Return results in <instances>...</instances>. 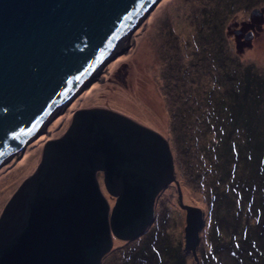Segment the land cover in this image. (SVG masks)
<instances>
[{
  "label": "water",
  "instance_id": "water-1",
  "mask_svg": "<svg viewBox=\"0 0 264 264\" xmlns=\"http://www.w3.org/2000/svg\"><path fill=\"white\" fill-rule=\"evenodd\" d=\"M157 1L0 0V166ZM172 182L197 259L202 213L182 202L168 140L108 108L76 110L0 213V264H102L114 238L146 231Z\"/></svg>",
  "mask_w": 264,
  "mask_h": 264
},
{
  "label": "rangeland",
  "instance_id": "rangeland-1",
  "mask_svg": "<svg viewBox=\"0 0 264 264\" xmlns=\"http://www.w3.org/2000/svg\"><path fill=\"white\" fill-rule=\"evenodd\" d=\"M250 1L237 0V6L231 12L222 14L217 21L220 40L215 43L206 35L214 20L208 21L210 24L207 25L203 16L210 14L208 8L216 4V0H158L140 17L139 25L131 27L130 44L123 40L119 50L111 49L99 62L96 72L72 91L62 103L64 105L52 112L44 127L36 129L21 147L7 156L0 166V213L22 181L36 169L45 142L63 135L73 113L103 107L127 116L168 140L182 202L199 208L205 224L201 226L200 241L208 244L209 213L204 208L207 195L205 188L193 180L195 177L188 170L206 163L204 157L210 155L214 144L220 142V134L227 137V147L234 150L231 154L234 165L242 164L248 152L241 122L248 118L235 120L233 114L238 116V110L251 101V89L243 88L247 83L245 69L250 66L264 83V0ZM220 46L223 55L233 59V64L218 75L213 72L218 59L212 60L207 54L210 48L217 50ZM225 70L226 80L221 76ZM87 80L88 85H84ZM203 96L213 100L214 105L201 101ZM209 116L213 119L207 118ZM182 117L189 122L186 135L191 138L190 147L185 136V143H180L184 132L173 127ZM194 124L206 131L204 136ZM200 145L205 148L200 149ZM220 148L223 149V145L220 144ZM98 180L112 205L114 198L105 190L100 175ZM178 198V186L172 182L158 194L154 220L147 231L131 241L114 238L102 264H127L124 259L128 254L131 258L134 256L128 264H157L159 256L154 252L155 241L158 242L163 234H168L173 244H184L186 213ZM237 221L242 226L239 216ZM156 227L160 234L151 237L154 242H150L147 235L155 232ZM226 227L229 225L225 224ZM229 234L227 228L224 236L229 237ZM137 249H144L148 254L153 250L155 254L152 257L136 256ZM185 255L186 264H193L192 253L185 249Z\"/></svg>",
  "mask_w": 264,
  "mask_h": 264
},
{
  "label": "trees",
  "instance_id": "trees-1",
  "mask_svg": "<svg viewBox=\"0 0 264 264\" xmlns=\"http://www.w3.org/2000/svg\"><path fill=\"white\" fill-rule=\"evenodd\" d=\"M236 1L216 0V4L208 8L210 14L203 16V21L207 25L210 24L208 21L214 20L206 35L210 36L215 43L220 40L221 35L220 24L217 21L222 14H228L237 6ZM208 18L211 19L208 20ZM216 49L210 48L207 56H211L212 60L218 59L213 65V72L216 71L220 75L224 68L232 67L233 59H228L226 54L223 55L221 46ZM167 56L168 53L164 55V57ZM232 72L231 68L230 74ZM221 76L226 80L227 71L225 70ZM244 79L247 83L243 88L251 89L253 92V94L250 92L251 101L238 110V116L233 114L234 117H232L235 120L240 117L248 118L241 121L244 126L243 136L248 144L245 160L238 166L232 163L234 156L231 154L234 150L227 147V137L219 133L220 142L214 144L210 155L204 157L206 163L188 170L194 175L193 180L205 188L204 192L207 196L204 198V208L209 213L208 244L198 239V245H196L198 257L193 258V264H264V83L256 73L252 72L250 66L244 71ZM230 91L233 92V87H230ZM202 100L209 105H214L213 100L206 96L201 97ZM207 118L213 119V116ZM184 119L185 117H182L179 124L173 127L176 129L179 127L184 132L180 143H185L183 139L185 136V139L189 140L187 145L190 147L191 138L186 135L188 133L186 127L190 128L189 122ZM194 125L204 136L206 131L197 124ZM220 144L223 145V149L220 148ZM199 148L203 149L205 145H200ZM237 215L243 221L242 226L238 224ZM161 222H164V219ZM225 224L229 227L224 228ZM204 225L203 220L201 226ZM227 228L230 230L229 237L224 236ZM159 234L156 227L155 232L147 235V240L154 242L151 237H158ZM158 240V242L155 241L156 249L154 250L157 257L159 256L157 264L187 263L182 244H173L168 234H163V237ZM154 252L152 250L148 254L144 249H137V254L133 253L140 257H152ZM133 258L128 254L124 262L128 264Z\"/></svg>",
  "mask_w": 264,
  "mask_h": 264
},
{
  "label": "bare ground",
  "instance_id": "bare-ground-1",
  "mask_svg": "<svg viewBox=\"0 0 264 264\" xmlns=\"http://www.w3.org/2000/svg\"><path fill=\"white\" fill-rule=\"evenodd\" d=\"M134 35V34H133ZM127 40V39H126ZM130 44V42L128 41L127 42V45H129ZM106 57V56H105ZM107 69V68H106ZM108 71V70H107ZM94 72H96V71H94ZM103 75H105V74H103ZM101 79V78H100ZM84 82V81H83ZM79 88V87H78ZM77 88V89H78ZM52 115H53V113L51 112L47 117H46V119H44L41 123H40V125L36 128V129H39V128H41L42 129V127L44 126V124L46 123V121H48L49 120V118H51L52 117ZM23 145V144H22ZM21 145V146H22ZM21 146H19V147H21ZM19 147H17L16 148V150L19 148Z\"/></svg>",
  "mask_w": 264,
  "mask_h": 264
},
{
  "label": "clouds",
  "instance_id": "clouds-1",
  "mask_svg": "<svg viewBox=\"0 0 264 264\" xmlns=\"http://www.w3.org/2000/svg\"><path fill=\"white\" fill-rule=\"evenodd\" d=\"M236 43H237V46H238V42H237V40H236ZM238 47H239V46H238ZM100 177H101V176H100ZM171 184H172V183H171ZM171 184H170V185H171ZM155 201H156V200H155ZM202 222H203V220H202ZM201 228H202V227H200V230H201ZM200 230H199V234H198V239L200 238ZM146 231H147V230H146ZM146 231H145V232H146ZM140 236H141V235H140ZM130 241H131V240H130ZM196 245H198V242H197ZM182 246H183V244H182ZM183 249H184V248H183ZM184 250H185V249H184ZM195 252H196V249H195ZM197 257H198V255H197ZM192 258H194L193 255H192Z\"/></svg>",
  "mask_w": 264,
  "mask_h": 264
},
{
  "label": "flooded vegetation",
  "instance_id": "flooded-vegetation-1",
  "mask_svg": "<svg viewBox=\"0 0 264 264\" xmlns=\"http://www.w3.org/2000/svg\"><path fill=\"white\" fill-rule=\"evenodd\" d=\"M99 176V175H98Z\"/></svg>",
  "mask_w": 264,
  "mask_h": 264
}]
</instances>
